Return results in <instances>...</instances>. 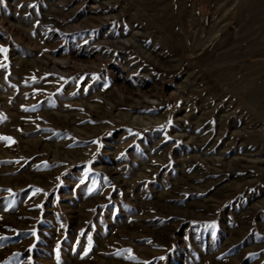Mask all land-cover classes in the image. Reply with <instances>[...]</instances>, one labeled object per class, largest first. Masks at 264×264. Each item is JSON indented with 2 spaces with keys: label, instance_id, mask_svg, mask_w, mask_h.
Listing matches in <instances>:
<instances>
[{
  "label": "rangeland",
  "instance_id": "1",
  "mask_svg": "<svg viewBox=\"0 0 264 264\" xmlns=\"http://www.w3.org/2000/svg\"><path fill=\"white\" fill-rule=\"evenodd\" d=\"M0 48V264H264V0H0Z\"/></svg>",
  "mask_w": 264,
  "mask_h": 264
},
{
  "label": "snow or ice",
  "instance_id": "2",
  "mask_svg": "<svg viewBox=\"0 0 264 264\" xmlns=\"http://www.w3.org/2000/svg\"><path fill=\"white\" fill-rule=\"evenodd\" d=\"M6 49L0 48V52H5ZM5 139H10V138H5Z\"/></svg>",
  "mask_w": 264,
  "mask_h": 264
}]
</instances>
